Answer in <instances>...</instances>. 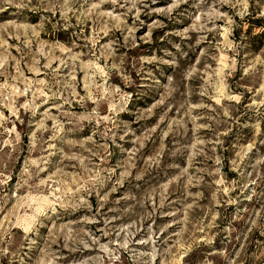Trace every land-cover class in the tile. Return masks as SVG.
<instances>
[{
  "label": "rangeland",
  "instance_id": "obj_1",
  "mask_svg": "<svg viewBox=\"0 0 264 264\" xmlns=\"http://www.w3.org/2000/svg\"><path fill=\"white\" fill-rule=\"evenodd\" d=\"M0 264H264V0H0Z\"/></svg>",
  "mask_w": 264,
  "mask_h": 264
}]
</instances>
